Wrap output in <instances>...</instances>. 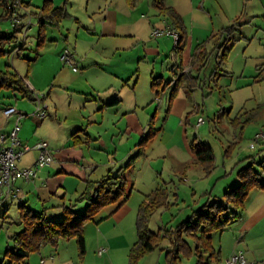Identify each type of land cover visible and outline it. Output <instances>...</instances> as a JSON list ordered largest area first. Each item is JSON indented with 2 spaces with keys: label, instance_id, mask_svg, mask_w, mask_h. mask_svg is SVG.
<instances>
[{
  "label": "crops",
  "instance_id": "1",
  "mask_svg": "<svg viewBox=\"0 0 264 264\" xmlns=\"http://www.w3.org/2000/svg\"><path fill=\"white\" fill-rule=\"evenodd\" d=\"M15 1L18 0H9L6 9L1 5V1L0 5L7 12L11 9L9 5ZM33 1L20 0L23 5H28L26 9L33 15H25L27 13L25 11L22 15H16L17 21L12 20L14 26L24 27V35L32 31L33 16L37 18V23L43 30L47 25L40 20L41 7L38 6L39 4L32 5ZM50 1L54 7L64 8L57 0ZM98 1L102 2L100 9H105L107 14L97 19L98 24L94 23L97 15L90 16L92 30L98 29L100 38L125 37L130 43L124 44L126 41L103 43L104 46L102 45L99 50L82 51L85 56L80 64L84 65L85 73L73 77L75 82L81 78L86 79L88 72L93 70H95L94 75L103 74L104 77L97 76L87 83V90H81L77 95L74 93V97H69L67 114L56 100L44 101L45 97L42 96L41 101L40 95L36 93V90L44 91L51 83H57V79H61L63 70L58 69L59 63L56 62V57L54 60L57 66L45 75L43 82L35 77L33 70L28 73L29 68L25 76L21 77L16 69L13 70L6 64L10 72H15L23 80L25 87L32 91L31 96L26 97L13 88H6L11 91V98L16 100L18 97L27 98L34 103H32L34 107L25 103L14 104L12 100H6L9 97L3 94L0 97V136L7 137L18 124L19 140L27 145L45 141L54 160L49 166L39 168L38 177L34 182L17 180L15 182L18 189L17 196H0V210L10 211L14 200L17 199L19 202H25L26 206L34 211H45L46 216L50 215L52 219H57L62 214L63 206H71L72 198L78 200L88 181H98L111 175H122L126 179L124 197L117 203L104 207L94 221L84 226L83 254L80 253L75 239L60 240L57 246L47 245L39 252L30 254L22 264H128L129 249L137 240L136 214L145 196L157 189L165 188L168 198L164 205H167L170 202L169 195H175L174 188L178 189L175 181L187 184L188 188H193V192L200 184L203 193L207 192L210 185H214L212 180H208L207 183L202 182L203 173L189 168V164L194 162V156L190 144L185 140L180 144L184 154L172 157L167 165L161 161V168H159L161 154L168 147L161 148L158 144L154 150L153 147L145 150L139 146L146 130L155 129L153 128L155 122L152 119L147 120L152 109L155 107L154 115L163 113L162 125L157 128V132H162L164 136L166 133L179 131L186 127V124L201 129L200 125L205 120L203 119V123L199 126L197 121L205 111L196 101L200 97L197 89L203 87H207L208 93L201 96V99L209 96L220 99L228 95L231 101H234L233 98L261 99L258 105L264 104V0H163L165 6L173 8L180 16L185 29V40L177 47L172 35L166 34V31L176 32V30L167 18L158 15V10L153 4L154 0L150 6L156 9L153 15L156 19L154 22L142 24L140 29L134 27V23L130 26L127 20L120 21L119 14L114 13L112 7L114 0ZM124 2L120 0L124 17L127 18L126 15H134L130 8L142 4L143 1L136 0L133 5L128 4L126 0ZM32 7H34L33 11ZM27 16H29L28 21ZM230 27L237 29L233 34L235 40L231 43L232 47L226 60L221 61L216 57V44L219 43L224 31ZM156 30L165 33L153 36ZM43 39L44 35L40 42ZM99 42L100 40L92 44L93 47L98 48ZM24 44L25 41L20 46L16 41L1 45L0 58L10 55L11 63L16 66L17 56L25 59L21 56ZM135 47L139 57L138 65H142V72L144 71L145 79L149 82L147 90H143L140 95L136 91L139 83V76H135L137 70L133 71L134 66L129 65L128 61H123L124 54L135 52ZM70 51L74 65L79 64L76 57L81 53L78 52L77 41ZM165 58L166 61L163 60ZM0 71L5 70L0 69ZM72 72L78 73V69ZM154 76L160 78L158 87H152ZM66 83L67 86L70 85L69 82ZM57 87H60L59 84ZM129 90H132L133 95ZM54 91L55 86L52 84L48 93L50 99ZM125 91L131 96L130 102H126V96L122 97ZM88 96L90 100L86 99ZM88 102H91L88 113L83 116V109L88 106L84 103ZM38 104L45 108L47 117L41 118L36 115ZM178 104L180 106L176 107ZM9 107H14L16 112L5 116L3 111ZM31 107L32 111H30ZM255 107H258L257 104ZM219 110L225 109L219 104H214L213 111ZM212 122L215 123L214 120ZM250 137L251 150L254 151L258 145H260L258 151L264 150V130H254ZM8 143V139L3 142L4 145ZM209 147L212 149L211 146ZM19 150L18 146L14 147V151ZM31 152H34V157L30 160L24 159ZM135 152L136 154L132 156ZM169 153L170 150H167V154ZM128 157L131 158L124 166L125 173L124 171L122 173V169L119 170L118 167L122 166ZM37 158L36 150L25 151L18 159L17 165L20 168L31 167ZM249 159L251 163L252 159ZM133 168L138 169L135 177ZM215 168H218L217 162L213 169ZM240 169L242 168L237 169L230 182L221 186L216 193L217 197L220 196L221 191L224 195L239 184L237 173ZM141 171L148 173V184L144 181L139 182V179H142ZM230 173L234 174L231 171ZM70 182L73 183L71 187L74 189H71L74 195L72 193L71 200H68L67 197L71 192H68L67 185ZM73 204L77 205L76 202ZM84 205L86 207V202H81L79 209ZM75 206L73 210L78 212ZM15 214L16 217L9 223H0V250L10 248V236L16 233L15 227L22 229L17 210ZM153 220V218L149 219V228H152ZM211 237L213 254H203V264H225L232 251H242L248 261L264 264V189L250 191L239 217L231 220L224 230L214 232ZM170 239L171 237L168 236L156 249L159 255L170 245ZM100 248L105 250L102 255L97 254ZM192 255L195 256L193 253Z\"/></svg>",
  "mask_w": 264,
  "mask_h": 264
},
{
  "label": "rangeland",
  "instance_id": "2",
  "mask_svg": "<svg viewBox=\"0 0 264 264\" xmlns=\"http://www.w3.org/2000/svg\"><path fill=\"white\" fill-rule=\"evenodd\" d=\"M23 1L26 2L28 0H23ZM57 1L59 2V4H61L60 6L63 5L68 15H72V17H66L65 19H63L59 23L58 27L47 24L45 25V29L43 30L40 27V25L37 23V18L33 16L32 26H31L32 31L26 33L25 35H24V27L22 28L20 25L14 26L12 20L17 21V19H15L17 18L16 15L19 14L22 15L23 12L25 11H27L25 15H33V14L29 13L26 8L21 7L20 0H18L17 1L18 3L15 1V3L9 5V8L10 7L16 8L15 12L12 14L13 15L12 18L10 19L5 15V13L7 14V12H5L6 10L0 5L1 35H10L15 30H17L19 32L15 34L18 38V42L20 43V46H22L23 42L25 41V44L23 46L24 50L21 52L22 58L25 59H20L17 56L15 58L17 60L15 66L11 63L10 55L3 56L0 58V69L3 70L9 69L6 66V64H8L10 65L11 69L13 70L16 69L19 72L20 76L24 77L26 70L29 68L28 73L33 70L35 77L40 82H43L45 79V75L47 73H50V71L57 66V63H59L58 69L59 70L62 69L63 74L61 79H57V83L59 84L60 87H57L58 85L57 83H51V85L54 84L55 86L53 97L51 99L48 97L49 88L51 85L46 87L44 91L36 90V93L40 95L39 99L41 101H42L41 99L42 96L45 97L44 101L46 99H49V102L50 101L55 102L56 100V103H59L65 114H67L69 111L68 110V105L70 101L69 97H74L73 96L74 93L77 95V92H80L81 90L83 91L87 90L88 89L86 86L88 85L87 83L89 81H92V79H95L97 76H99L100 78L104 77L103 74H98L97 76L96 74L94 75L95 70H93L88 72L89 74H87L86 79L81 78L79 79V81L75 82L73 77L75 76L78 77L85 73V68H83L84 65L80 64V62H82L81 61L82 58H84L85 56V54H83L82 51L85 52L86 49L89 50V52L99 50V48L103 45V43L110 44V43H117V41L118 42L126 41L124 42L125 44L130 42L129 39H126L125 37L100 38L98 36L99 35V31H97L98 29H96L95 31L92 30L93 25L90 16L97 15L94 23L98 24L97 19L103 18V16L107 14L105 9L103 10L100 9L102 2H99L98 0H57ZM140 1H143L142 4H139L134 8H130V11H132L134 15H126L127 18L124 17L125 16L124 9H122L121 7L120 0H114L112 7L114 8V13L119 14L120 21L124 22L125 20H127L130 26L134 23L135 24L134 27L140 29L142 24L144 25L148 22H154L156 19L155 16H153L154 11L156 12V9H154V7L152 9V7L150 6V3L153 2V0H151L150 2L149 0H140ZM43 2L44 0H34L32 5L37 6V4H39L38 6L42 7ZM31 10L33 11L34 7H32ZM28 20H29V16H27V21ZM40 31L43 32L44 35V39L41 43L40 40L38 39V33H40ZM24 37H26L25 40ZM98 40H100L98 48L93 47L92 44H95V42H98ZM75 41H77L78 44V52L79 54L81 53L76 57L79 64L75 65V67H77L78 73H73L72 67L68 65H63L59 58L60 54L65 48H69L70 50H72L73 46L75 45ZM134 49L135 52H129L128 54H124L123 61H128L129 65L134 66L133 71L137 70V72H135V76H139V83L136 91L140 95V93H142L143 90H147V88L149 87V82H147L145 79L144 71L142 72V65L141 64L138 65L139 57L136 51L137 48L135 47ZM90 55H93V53H90ZM55 57H56V62L58 61L57 63L54 60ZM163 60L166 61V58ZM18 64L19 67H17ZM168 76L170 77V75ZM66 82H69L70 85L67 86ZM197 90L200 93V97L208 93L207 87L206 88L203 87L202 89H197ZM58 93L61 94L58 95ZM129 93L133 95L132 90H129ZM3 94L9 97V99L6 100H12L14 104L25 103L34 107L32 105L33 102L27 98L22 99L18 97L17 100L15 98H11L12 97L11 91L4 87L0 89V97H2ZM54 94L56 95L54 96ZM125 96L127 97L126 102H130L131 96L126 91L123 92L122 97L125 98ZM200 97L196 102L201 107H204L203 110L205 111L204 113H202V118L205 120V122L200 125L202 126L201 129H199L198 127L194 128L186 124V127L181 128L179 131L171 132L170 134L166 133L163 136L162 132H157V128H160V126L162 125V119L164 118V116L163 113L154 115L155 114L154 113L155 107H154L152 109L150 117H148L147 120L152 119L155 122L154 124L155 127H153L155 129L151 130L148 128L144 134L145 136L142 139V142L139 144V146H142L143 148H145V150L150 147H153L154 150L158 144H160L161 148H163V146L168 147L166 150L162 151L159 168H161L160 166H162L161 161H164L165 165H167L172 157H175L176 155L180 156V154H184V151L180 149L181 147L180 144L184 143L183 140H185L186 143L188 142L189 144H191L194 141L207 143L209 146L212 147L214 153V160H215L214 164H216V162L218 164V168L212 169L209 173H206L203 170V167L199 164H195L194 162L189 164V168H192L194 171L196 170L201 171L203 173L204 180H202V182L205 181L207 183L208 180H212V184L214 185H210L206 193H203L204 191H202L201 184L198 185L196 187L195 192H193L194 191L193 188H188L187 184H180L178 181L174 180L176 185L178 186V187L176 186V188H178L177 190H175L174 188L173 192L175 195H169L170 202L167 205L160 206L153 213V215L150 217V219L151 218L154 219L153 226H151L152 228H149L150 231L152 230L154 232H157V230L161 228L159 232H161L162 234L165 232L169 237H172L171 235L173 230L181 222L185 221L188 216H191L193 210H197L199 206H201L205 202L210 203L213 200L217 202L223 201V192L221 191L219 197L216 196V193L221 189V186L224 183L230 182L232 180V178L236 174L237 169L243 168L250 163V159L248 157L254 155L256 162L264 160V150L258 151L260 145L256 146L254 151L249 148L251 141L250 136L253 133V131L264 130V104L258 105L260 104L261 99L247 100V99L236 98L235 100V98H233L234 101H231V99L228 98V95L222 96L220 99L219 97H216L215 99L210 98V96L203 97L202 99ZM86 99L90 100L91 98L90 96H88ZM90 104L91 102L84 103V105H88V106H86V108L83 109L84 112L83 116L87 115ZM202 104H204V106ZM214 104L221 105L225 110H219L217 112L213 111ZM256 104L258 107H255ZM179 106L180 104H178L176 107ZM192 106H194V103H192ZM32 107L30 111L33 110ZM230 107L231 109L229 110ZM236 117L239 119L240 124L238 123L236 125H232L231 121L234 120ZM228 119H230L231 121H228ZM212 120H214L215 123H213ZM83 124H85V122ZM138 142H140V140H138ZM173 146H175V149H173ZM167 150H170L169 154H167ZM136 152L132 156H134ZM33 153L34 152L28 153L24 157V159H28V160L32 159L34 157ZM131 157H128V159L124 162V164L118 167V169L119 168L122 169V170L119 169L122 171V173L123 171L125 173L124 166ZM218 169H220L221 171L218 172L217 171ZM133 170H134L133 174L135 177L137 175L138 169L133 168ZM223 171H226V173H223ZM230 171L233 172L234 174L233 175L231 173L229 174ZM140 175L142 176V179L140 178L139 182L141 183L144 181L145 183L148 184V173H144L143 171H141ZM262 179L264 180V177ZM72 184L73 183L70 182L67 185V190H69L68 192H71L67 197L68 200H71L70 197L73 193L74 188L71 187L73 186ZM70 202L73 203L76 202L75 198H72ZM19 203H20L19 200L16 199L14 200V204L12 205L10 211L7 212L5 211V209L0 210V223L7 224L10 222L11 219L16 217L15 212L16 210L18 211ZM80 203L81 202L76 203L78 205L75 206V208L78 209L76 211L78 212L82 211L81 213H84L85 205L83 208L79 209ZM47 217L49 219L53 218L50 217V215H47ZM60 219H62V214L59 217H57V219H52V220H60ZM15 228H16L15 232H18L21 227L20 228L15 227ZM182 238L191 244V240L188 239L186 235L185 236L183 235ZM192 245L193 244H191V247H193ZM5 251H6L5 248H2L0 250V261L3 259V255ZM167 262L168 261L165 258V252H162L159 255V251L156 250L151 254H149L148 256L142 258L139 264H144V263L168 264ZM175 264H197V258L192 254H190L189 250L182 251L179 255V259L176 261Z\"/></svg>",
  "mask_w": 264,
  "mask_h": 264
},
{
  "label": "trees",
  "instance_id": "3",
  "mask_svg": "<svg viewBox=\"0 0 264 264\" xmlns=\"http://www.w3.org/2000/svg\"><path fill=\"white\" fill-rule=\"evenodd\" d=\"M1 5L6 9L9 0H0ZM133 5L136 0H126ZM158 15L167 18L174 30L178 34L176 47L185 40V29L180 16L173 8L165 6L163 0H154ZM21 7L28 5L20 3ZM16 8L7 11V17L11 18ZM40 20L43 24H50L55 27L69 17L65 8L54 7L50 0H45L40 8ZM237 29L230 27L224 31L216 44L217 56L220 60H226L232 47L234 33ZM15 30L10 35L0 34V46L8 43H16L18 38ZM43 33H39L38 39L41 41ZM41 43V42H40ZM160 78L152 79V87H158ZM13 88L30 97L32 91L25 87L23 80L15 72L9 69L0 71V88ZM175 87L172 90L174 91ZM116 100V99H115ZM118 101V100H116ZM231 121V120H230ZM240 124L236 117L231 121L232 125ZM74 135H72L73 137ZM190 150L194 156V163L203 167L209 173L214 167V153L205 143L192 142ZM251 163L240 169L237 173L239 184L223 195V201H212L194 210L192 215L181 222L172 232L170 245L163 251L168 264H175L182 251L189 250L197 258V264H203V254H213L211 236L214 232L222 231L231 220L238 218L241 214L244 202L250 191L254 189H264V160L256 162L254 156ZM126 179L122 175L107 176L98 181H88L77 202H86L85 212L78 213L73 210L75 204L62 207V219L52 220L46 216L45 211H34L26 206L25 202L18 205V214L22 229L10 236L11 246L4 253V258L0 264H22L30 254L39 252L44 246H57L60 240L75 239L81 254L84 253L83 228L88 222L96 219L99 212L106 206L117 203L124 197ZM168 193L165 188L157 189L152 194L145 196L140 203L135 221L137 235L136 242L130 247L128 252V264H139L142 258L158 249L168 235L164 232L150 231L148 221L153 213L167 201ZM187 236L193 244L187 243L182 237Z\"/></svg>",
  "mask_w": 264,
  "mask_h": 264
},
{
  "label": "built area",
  "instance_id": "4",
  "mask_svg": "<svg viewBox=\"0 0 264 264\" xmlns=\"http://www.w3.org/2000/svg\"><path fill=\"white\" fill-rule=\"evenodd\" d=\"M11 8V7H10ZM164 31L156 30L153 32V36H158L164 34ZM166 34H171L174 42H178V34L173 31H166ZM60 61L63 65L71 66L73 71H77L73 62L72 53L69 48H65L59 56ZM16 112L14 107H9L4 109L3 114L9 116ZM36 115L45 118L47 117V112L45 108L43 109L39 104L36 109ZM203 123V118L199 117L197 121V126ZM20 127L18 124L12 129L10 134L5 136H0V196L4 197H16L18 194V189L15 186L17 180H23L25 182H34L38 177V170L41 166H49L53 162V155L45 141H38L34 145L29 146L23 144L18 138V132ZM8 139V145H4L3 142ZM18 146L19 151H14V147ZM36 150L38 152V158L33 164V166L28 168H20L17 165V161L20 156L28 150ZM105 250L100 248L97 251L98 255H102ZM225 264H255L247 260L245 254L242 251H232L228 258L225 260Z\"/></svg>",
  "mask_w": 264,
  "mask_h": 264
}]
</instances>
